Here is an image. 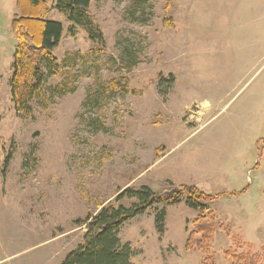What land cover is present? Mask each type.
<instances>
[{
    "label": "rangeland",
    "instance_id": "obj_1",
    "mask_svg": "<svg viewBox=\"0 0 264 264\" xmlns=\"http://www.w3.org/2000/svg\"><path fill=\"white\" fill-rule=\"evenodd\" d=\"M15 2L0 4V264H61L85 241L77 221L127 187L224 193L212 205L218 264L264 245V0H92L101 45L47 0L64 25L61 68L30 115L11 99ZM123 79L129 93L108 90ZM197 214L156 204L119 236L134 264H204L186 246Z\"/></svg>",
    "mask_w": 264,
    "mask_h": 264
},
{
    "label": "trees",
    "instance_id": "obj_2",
    "mask_svg": "<svg viewBox=\"0 0 264 264\" xmlns=\"http://www.w3.org/2000/svg\"><path fill=\"white\" fill-rule=\"evenodd\" d=\"M54 1L55 8L67 17L73 27L85 29L91 40L100 45L103 43V33L90 14L92 0ZM16 7L18 13L12 20L17 43L10 78L11 99L17 114L30 115L31 102L36 98L45 100L44 85L47 79L60 74L61 67L54 50L62 38L64 25L48 18L50 7L47 0H17ZM94 52L98 53L100 49L95 48ZM107 88L130 92L128 79L112 80ZM10 158L9 154L6 165ZM223 195H212L194 184L174 186L164 193L155 192L147 186L139 189L127 187L117 195L116 205L103 207L84 221H77L79 226L87 228L85 241L69 252L61 264H134L131 244L123 243L119 236L124 223L144 214L156 204L171 205L182 201L198 213L194 228L187 238V249L201 250L205 254L204 264H218L211 250L217 231L212 205ZM125 199L134 202L125 206L122 203ZM166 215L164 208L155 216L159 233H164ZM197 233L202 234V239L195 238ZM224 255L227 264H264V245L256 251L229 248Z\"/></svg>",
    "mask_w": 264,
    "mask_h": 264
},
{
    "label": "crops",
    "instance_id": "obj_3",
    "mask_svg": "<svg viewBox=\"0 0 264 264\" xmlns=\"http://www.w3.org/2000/svg\"><path fill=\"white\" fill-rule=\"evenodd\" d=\"M10 0H2V1H0V4L1 5H5L6 3H8ZM15 1V0H14ZM16 3H17V0H16V2H15V4L14 5H16Z\"/></svg>",
    "mask_w": 264,
    "mask_h": 264
}]
</instances>
